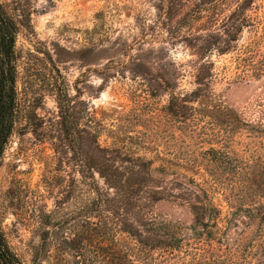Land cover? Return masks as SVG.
Here are the masks:
<instances>
[{"label":"rangeland","instance_id":"1","mask_svg":"<svg viewBox=\"0 0 264 264\" xmlns=\"http://www.w3.org/2000/svg\"><path fill=\"white\" fill-rule=\"evenodd\" d=\"M188 1L0 0L20 24L18 109L0 158V222L24 264H30V246L38 243L49 213L60 225L45 264H116L121 252L136 264H178L192 248L206 245L189 229L194 217L184 199L194 203L187 197L194 191L190 180L210 193L223 229L238 207L228 200L240 195L238 174L244 175L242 187L251 176L264 177V140L220 134L196 112L199 100L192 95H215L249 121L264 112V0ZM62 88L69 121L81 131L90 125L97 143L84 133L67 139L57 103ZM171 93L193 101L188 108L194 112L181 110L180 99L171 112ZM211 147H226L249 168L222 166L215 181L203 160ZM89 155L107 156L124 168L129 158L153 164L157 172L149 185L165 200L146 212L180 227L179 252L143 248L123 233L139 221L136 211L104 207L87 223ZM94 178L108 191L98 174ZM73 240V246L65 243Z\"/></svg>","mask_w":264,"mask_h":264},{"label":"trees","instance_id":"2","mask_svg":"<svg viewBox=\"0 0 264 264\" xmlns=\"http://www.w3.org/2000/svg\"><path fill=\"white\" fill-rule=\"evenodd\" d=\"M173 1H180L182 4L189 2L188 0ZM203 1L214 2L215 0ZM19 25V22L0 4V158L12 136L15 112L18 109L16 85L19 57L16 51V42L20 30ZM92 47L87 49L88 53L94 52ZM194 94L197 99L193 100H199L200 106L196 112H200L203 117L210 118L211 125L216 127L220 134L226 133L233 137L246 133L251 139L264 140L263 111L256 120L249 121L236 110L223 104L215 95H204L200 91H196L192 95ZM171 98V112H173V101L176 99H180L181 110L194 112L188 108V105L193 101H187L186 97L181 98L174 93H171ZM57 103L62 122L65 123L64 133L67 139L77 141L82 139L81 133H84L97 143L99 138L92 133L90 125L81 131L77 125L69 121L68 96L63 88ZM226 149V147L219 149L211 147L203 154V160L208 163L211 177L215 181H217V176L214 171H219L223 168L222 166L229 165L233 171L249 168L248 164L241 162L238 157H233ZM126 160L124 168L113 164L114 161L107 156L98 158L89 155L85 164L88 174L86 179L90 182L88 185L89 198L85 207L87 223L90 224V219L98 218V214L102 213L101 210L104 207L125 208L126 214L136 211L139 221H136V225H132L131 229H123V233L137 238V243L143 245V248L146 247L152 251L159 250L163 253L169 252V254L179 252L184 246V237H181L179 233L180 227L172 222H160L154 217L148 218L153 213L146 212L149 206L165 200L156 190L150 188L149 184L153 182V173L157 172L153 168V164L141 158ZM94 173L101 177L108 187V191L99 187L95 181ZM238 175L240 178L235 180L234 187L240 189V195L238 199L228 198L229 202L232 201V198H234L233 201L237 200L238 207L236 206L237 210L233 213L232 218L226 221L227 226L223 229L219 225L222 212L210 193L190 180L194 191L191 190V195L188 194L187 197L192 196L194 203H191L190 199H184L185 203L190 204V210L194 217L193 224L189 229L194 240L206 243V245L204 247L202 244V248H192L193 253L188 254L187 259H183L178 264H264V177L258 179V176L254 174L255 176H251V178H255L248 180V187H242L244 175ZM111 190L114 191V194H111ZM248 200H251L252 204L248 205L246 203ZM59 225L60 223H55L54 213L43 215L38 229V243L30 246V264H45L49 259L51 248L55 242L53 230ZM241 227L243 229H240ZM231 230L234 234L232 237ZM142 233L148 234V238H143ZM141 238L145 240L142 241ZM65 243L73 246L76 240ZM81 244L76 245L78 250ZM81 256L82 254L79 255V257ZM0 264H24L9 247L2 231L1 222ZM116 264L136 263L130 260L126 252H121V255L116 259Z\"/></svg>","mask_w":264,"mask_h":264}]
</instances>
